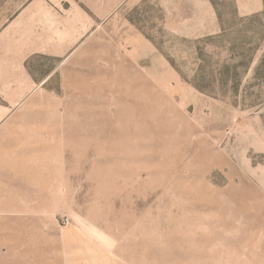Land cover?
Segmentation results:
<instances>
[{"label":"rangeland","instance_id":"1","mask_svg":"<svg viewBox=\"0 0 264 264\" xmlns=\"http://www.w3.org/2000/svg\"><path fill=\"white\" fill-rule=\"evenodd\" d=\"M210 1L112 0L96 80L43 85L0 264H264V0Z\"/></svg>","mask_w":264,"mask_h":264},{"label":"crops","instance_id":"2","mask_svg":"<svg viewBox=\"0 0 264 264\" xmlns=\"http://www.w3.org/2000/svg\"><path fill=\"white\" fill-rule=\"evenodd\" d=\"M111 15L112 0H25L0 14V165L26 141L18 121L47 80H96L97 21Z\"/></svg>","mask_w":264,"mask_h":264},{"label":"trees","instance_id":"3","mask_svg":"<svg viewBox=\"0 0 264 264\" xmlns=\"http://www.w3.org/2000/svg\"><path fill=\"white\" fill-rule=\"evenodd\" d=\"M215 5H216V3H215V1L214 0H211Z\"/></svg>","mask_w":264,"mask_h":264}]
</instances>
